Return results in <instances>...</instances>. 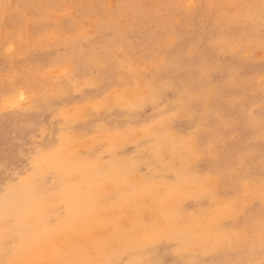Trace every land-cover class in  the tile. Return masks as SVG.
<instances>
[{
  "label": "rangeland",
  "instance_id": "374dc122",
  "mask_svg": "<svg viewBox=\"0 0 264 264\" xmlns=\"http://www.w3.org/2000/svg\"><path fill=\"white\" fill-rule=\"evenodd\" d=\"M0 264H264V0H0Z\"/></svg>",
  "mask_w": 264,
  "mask_h": 264
},
{
  "label": "bare ground",
  "instance_id": "6f19581e",
  "mask_svg": "<svg viewBox=\"0 0 264 264\" xmlns=\"http://www.w3.org/2000/svg\"><path fill=\"white\" fill-rule=\"evenodd\" d=\"M55 20V19H54ZM112 45V44H111ZM109 48V47H108ZM111 48V47H110ZM22 50V49H21ZM238 261V260H237Z\"/></svg>",
  "mask_w": 264,
  "mask_h": 264
}]
</instances>
